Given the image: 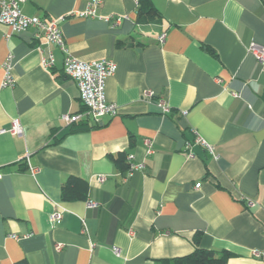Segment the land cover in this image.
<instances>
[{"label": "crops", "instance_id": "crops-1", "mask_svg": "<svg viewBox=\"0 0 264 264\" xmlns=\"http://www.w3.org/2000/svg\"><path fill=\"white\" fill-rule=\"evenodd\" d=\"M90 1L26 0L21 11L57 21L72 57L116 65L105 97L118 113L97 125L60 121L83 111L64 54L50 46L46 70L32 30L6 39L0 25V84L8 55L14 79L0 88V131L22 128L0 133V264H176L196 236L230 253L226 264H264L251 258L264 250V67L247 52L264 46V0H150L160 18L146 23L137 0L74 15ZM194 132L215 158L198 146L186 156ZM127 155L144 170L127 177L114 162ZM68 177L87 183L84 198L61 200Z\"/></svg>", "mask_w": 264, "mask_h": 264}, {"label": "built area", "instance_id": "built-area-1", "mask_svg": "<svg viewBox=\"0 0 264 264\" xmlns=\"http://www.w3.org/2000/svg\"><path fill=\"white\" fill-rule=\"evenodd\" d=\"M25 2L26 0H0V25L9 30V33L5 36L6 39L13 34L32 30L34 39L39 42V46H37L36 50L41 55L40 65L46 70L51 69L55 61L54 55L49 49L50 46L56 47L64 54L62 64L63 73L76 85L83 111L74 115H62L60 121L63 126H69L80 121L91 125H97L101 123L103 118H112L116 116L118 113L117 107L107 102L105 97V83L107 79L115 73L116 65L109 60L84 62L72 57L66 49L62 33L58 27V22L44 17L25 16L21 11V5ZM101 4L102 0H91L83 12L74 15L80 18H100L97 10ZM103 20L112 27H116L120 25L122 18L109 16L103 18ZM165 37V33L159 35L157 39L159 45L164 44ZM247 52L253 56L261 67H264V46L250 44L247 48ZM11 60V56L8 55L2 64L3 78L0 88H9L14 84L11 73ZM147 96H150V94L148 93ZM160 105L164 112L168 111V108H166L162 102H160ZM5 132L12 136H20L22 134V128L19 121L13 120L7 131H0V133ZM193 135V140L185 143L184 150L186 156L192 158L194 156L192 149L194 146H198L211 157L215 158L214 147L199 137L195 132ZM146 145V155L149 156L152 154V149L148 143ZM26 161L29 174L35 176L39 171L38 168L30 166L28 160ZM126 163L127 177H132L134 174L144 170V164L135 162L132 155L126 156ZM1 178L2 175L0 174V179ZM102 180V177L98 178L99 182ZM199 186V184H196L194 188L198 189ZM86 206L87 208H95L96 204L87 202ZM61 219L62 215L59 212H55L49 216V222L52 225L59 224ZM251 258L264 260V250L252 251Z\"/></svg>", "mask_w": 264, "mask_h": 264}, {"label": "trees", "instance_id": "trees-1", "mask_svg": "<svg viewBox=\"0 0 264 264\" xmlns=\"http://www.w3.org/2000/svg\"><path fill=\"white\" fill-rule=\"evenodd\" d=\"M137 18L138 22L146 23L157 21L160 16L153 8L150 0H137ZM81 130L82 129L78 131ZM114 162L121 170L127 169L124 156H118ZM87 189L88 185L84 180L68 177L61 186V200L65 202L78 198L82 199ZM71 192H75V194L71 195ZM194 244L196 246L194 251L184 258L176 260V264H226L232 257L228 252H221L218 254L214 251L200 249L197 245L198 236L195 237Z\"/></svg>", "mask_w": 264, "mask_h": 264}, {"label": "rangeland", "instance_id": "rangeland-1", "mask_svg": "<svg viewBox=\"0 0 264 264\" xmlns=\"http://www.w3.org/2000/svg\"><path fill=\"white\" fill-rule=\"evenodd\" d=\"M100 6H101V5H100ZM100 6H99V7H100ZM257 64H258V63H257ZM258 65H259V64H258Z\"/></svg>", "mask_w": 264, "mask_h": 264}]
</instances>
